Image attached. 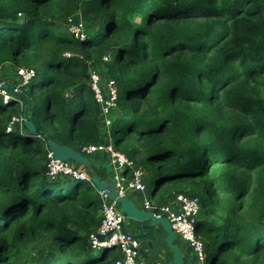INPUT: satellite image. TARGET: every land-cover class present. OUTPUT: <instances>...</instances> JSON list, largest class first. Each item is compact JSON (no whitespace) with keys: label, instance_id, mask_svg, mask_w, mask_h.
I'll return each mask as SVG.
<instances>
[{"label":"trees","instance_id":"16d2710c","mask_svg":"<svg viewBox=\"0 0 264 264\" xmlns=\"http://www.w3.org/2000/svg\"><path fill=\"white\" fill-rule=\"evenodd\" d=\"M79 14L82 36L67 22ZM6 62L36 69L23 94L36 131H6L18 106L0 104V264L121 256L92 244L103 219L93 182L48 173V139L108 141L93 67L118 83L111 138L159 173L154 200L200 198L206 264H264V0H0Z\"/></svg>","mask_w":264,"mask_h":264},{"label":"built area","instance_id":"2783aa9c","mask_svg":"<svg viewBox=\"0 0 264 264\" xmlns=\"http://www.w3.org/2000/svg\"><path fill=\"white\" fill-rule=\"evenodd\" d=\"M73 17V18H71ZM70 18V19H69ZM68 18L69 31L78 36L84 35L83 16L72 15ZM105 59L109 56L105 55ZM15 71L18 80L11 82L0 76V104L10 105L15 103L18 111L13 114L7 123L6 131L18 130L24 132L27 128L23 109L29 102L23 97V88L36 76L33 67L17 65ZM97 68L90 69V85L94 98L100 106V116L104 129L110 128L115 111H118V83L113 77L103 76ZM10 85L3 87V83ZM28 110V109H27ZM28 112V111H27ZM80 150L86 155L107 153V160L111 163V172L117 178L116 187L120 195H128L133 191H139L145 207L154 209L157 215L166 212L175 231L190 242L197 260L201 264L206 262V246L204 240L197 235L196 222L201 207V200L197 195H189L184 192L177 193L168 202L158 203L153 198L145 195L146 183L144 181L145 168L131 159L126 153L108 140L98 144L82 146ZM48 173L51 177L70 176L81 181H92L91 171L84 165L70 160L57 158L54 151L47 146ZM102 198L103 219L99 227L90 233L92 244L96 248H115L121 256L115 258L110 264H168L165 260L150 261L140 256V239L122 228V222L126 215L121 212L120 203L111 198L108 193L98 190ZM98 234L104 237L101 239Z\"/></svg>","mask_w":264,"mask_h":264},{"label":"water","instance_id":"95a60500","mask_svg":"<svg viewBox=\"0 0 264 264\" xmlns=\"http://www.w3.org/2000/svg\"><path fill=\"white\" fill-rule=\"evenodd\" d=\"M11 71V66L6 62L3 66V72L8 75ZM10 84L8 82L3 83V87H7ZM30 104L28 103L23 109V115L25 117V125L28 130L31 132L36 131L35 123L28 117V110ZM47 146L54 151V154L57 158L62 160H72L77 163L84 164L92 173V182L95 185L97 190H105L111 198L117 199L120 203L121 212L126 215V218H134L137 220L143 221L141 225L142 229H145L144 232H134V236L140 238H145L149 236L152 232L156 230L157 225L163 226L167 232L166 241L169 245V248L173 250L172 259H168V264H194L193 260H197V254L194 252L192 245L190 244L188 249L192 250V256L188 257L184 254V251L181 246L176 242L177 232L172 226V223L166 212L161 215H157L153 210H144L140 208L131 194L120 195L116 187V177L111 172V163L107 160V153H103L102 160L100 163L92 160L89 156L84 154L80 149H76L68 144L58 142L54 139L47 140ZM100 153L96 154L99 156ZM94 166L106 168V177H103L97 171L94 170ZM126 219L122 222V228L125 229ZM99 238H103L102 234H98ZM139 247V251H141Z\"/></svg>","mask_w":264,"mask_h":264},{"label":"crops","instance_id":"0c3cea01","mask_svg":"<svg viewBox=\"0 0 264 264\" xmlns=\"http://www.w3.org/2000/svg\"><path fill=\"white\" fill-rule=\"evenodd\" d=\"M9 64L11 66L10 73L8 75H6L3 72V67H2L0 69V75L5 80L10 81L9 76L15 70H14V67H12L13 64H11V63H9ZM15 74H16V77L14 80H18V76H17L16 71H15ZM27 93H28V91L26 93L23 92V94H25V95ZM108 136L105 135L104 140H110L111 141L110 135H108ZM95 160H96V162L100 163L102 160V156L101 155H99V156L95 155ZM80 164H82V163H80ZM102 176L106 177V175H104V174ZM147 182H149V179H147ZM130 194L132 195L134 202H136V204L140 208H142L144 210H153L154 211V209L145 207V205L143 203L141 192L133 191ZM152 197H153V195H152ZM153 199H154V197H153ZM127 219L128 220L125 223V229L128 232L134 233V232H144L145 231V229L141 228V225L144 223L143 221L141 222L140 220H137L134 218H127ZM176 234H177L176 242L181 246L180 248L183 249L184 254L187 255L188 257H191L193 252H192V250L188 249L190 242L187 241L186 239H184L180 234H178V233H176ZM166 236H167V232L163 228V226L157 225L156 230L154 232H152L149 236H147L145 238H140V247L142 248L140 251V256L143 259L150 260V261H156V260H160V259L167 261L168 259H172L173 250L171 248H169V245L167 244V241H166ZM193 263L194 264H201L198 260H193ZM205 264H206V262H205Z\"/></svg>","mask_w":264,"mask_h":264},{"label":"rangeland","instance_id":"374dc122","mask_svg":"<svg viewBox=\"0 0 264 264\" xmlns=\"http://www.w3.org/2000/svg\"><path fill=\"white\" fill-rule=\"evenodd\" d=\"M71 18H73V17H71ZM70 19V18H69ZM67 22L68 23H70L71 21L70 20H67ZM98 21L96 20L95 21V23L93 24V26L92 27H90V28H95V26L96 25H98ZM86 27V26H85ZM12 67H14V70H15V67H16V64L15 63H13V65H12ZM103 74V76L105 77V76H107V73H105L106 71L105 70H103L102 69V71H101ZM15 77H16V74H15V71H13L11 74H10V76H9V79H10V81L11 82H14L15 80ZM30 88V85L28 84V85H26L24 88H23V92H27V90ZM93 92V91H92ZM72 91H68V95L69 96H72ZM92 94V93H91ZM93 96H94V94H93ZM96 101V100H95ZM1 103V102H0ZM38 111H39V114H40V116L41 117H43V114H42V112H43V109L42 108H38L37 109ZM103 124V123H102ZM104 127V126H103ZM104 133H105V135L106 136H108V135H110V137H111V131H110V128H109V130L108 129H106L105 131H103ZM109 137V136H108ZM237 137H239V134L237 135ZM112 139V138H111ZM87 156H89L92 160H94V161H96L95 160V156L94 155H87ZM98 168H100V167H98ZM96 168L94 167V170H95ZM96 171V170H95ZM146 171V178L147 179H149V183H148V185H147V188H146V192H145V195L146 196H148V197H150V198H153L152 197V188H153V185H154V181H155V179L156 178H154V177H156L159 173L158 172H156V171H154V170H150V169H147V170H145ZM193 185V184H192ZM194 186V185H193ZM195 187V186H194ZM128 219L126 218V221H127ZM29 249L32 251V250H34V247H33V245L32 244H29Z\"/></svg>","mask_w":264,"mask_h":264},{"label":"clouds","instance_id":"9594fccd","mask_svg":"<svg viewBox=\"0 0 264 264\" xmlns=\"http://www.w3.org/2000/svg\"><path fill=\"white\" fill-rule=\"evenodd\" d=\"M111 141L113 142V140L111 139ZM114 143V142H113ZM116 146V145H115ZM117 147V146H116Z\"/></svg>","mask_w":264,"mask_h":264},{"label":"bare ground","instance_id":"6f19581e","mask_svg":"<svg viewBox=\"0 0 264 264\" xmlns=\"http://www.w3.org/2000/svg\"><path fill=\"white\" fill-rule=\"evenodd\" d=\"M13 103H11L10 105H12Z\"/></svg>","mask_w":264,"mask_h":264}]
</instances>
